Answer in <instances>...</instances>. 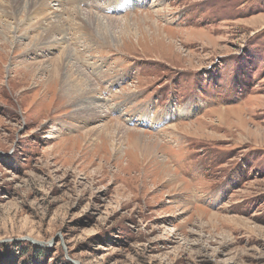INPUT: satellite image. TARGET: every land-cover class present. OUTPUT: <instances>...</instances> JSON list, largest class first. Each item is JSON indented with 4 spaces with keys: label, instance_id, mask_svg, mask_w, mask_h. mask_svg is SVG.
Listing matches in <instances>:
<instances>
[{
    "label": "rangeland",
    "instance_id": "374dc122",
    "mask_svg": "<svg viewBox=\"0 0 264 264\" xmlns=\"http://www.w3.org/2000/svg\"><path fill=\"white\" fill-rule=\"evenodd\" d=\"M123 10L65 25L103 117L47 77L61 48L0 34V264H264V0Z\"/></svg>",
    "mask_w": 264,
    "mask_h": 264
},
{
    "label": "bare ground",
    "instance_id": "6f19581e",
    "mask_svg": "<svg viewBox=\"0 0 264 264\" xmlns=\"http://www.w3.org/2000/svg\"><path fill=\"white\" fill-rule=\"evenodd\" d=\"M76 1H82L83 5L87 4L89 7L88 10H84V9L82 10L81 7H78L77 5L78 3H76ZM134 1L136 2L137 0H126V4H134L135 3ZM122 2L123 0H110V1L109 0H64V1L63 0H2V2L0 1V24L3 26L4 30L0 31V34L2 35L11 34V36L13 35L12 37L15 40L16 33L20 34L21 31H25L24 35L25 34L27 35L28 34L27 32L35 31L36 32L35 36L37 35V38L35 37L36 42L33 44V48L35 50L37 49L35 52L42 51V50L44 51L47 48L48 49L49 48H61V52L59 56L50 59L49 63L52 69H50L49 67L50 65L44 66V67L42 65L43 69L49 72V74H47L48 75L47 77H54L53 73L54 72L57 73V70H59L62 65L63 69L66 68V70H68L69 73L66 74L67 71L63 72V80L64 81L66 80V81L65 83L62 82L63 80L59 82V85L62 82V85H60L59 87V90L61 92L67 93L69 89V84L66 85V83L70 80L69 78H71L72 76L70 75L71 73L75 75V77L73 78L74 83L71 80L72 82L71 85L74 87V89L76 88V92L78 95L77 98L74 96V100H76L74 101V106H76V110L74 111V113L76 115L77 114H89V115L94 114L96 116L103 117L107 113L105 109L103 108L102 102H101V100L103 99V95L101 94V92H99V90H96L94 88L92 79L88 77L86 74H84L83 71L79 69V67H77L76 62L75 63L72 62V60H74L73 55L75 53L74 52L75 50L72 49V47L76 49V48H79L78 46L81 47V44L74 45L73 40H70L69 42H67L65 25L67 24V22L71 24H75L77 22L78 24H81V26L84 29L89 30V28L92 27V24L94 22H102L101 20H107L110 18V16L98 14L92 10H97V9L103 10L106 8L108 10H113V12L115 13H123L124 10L122 11V9L120 8ZM54 3L60 6V11L56 9L51 11L49 9L51 4L56 5ZM64 4L66 5V7L64 6ZM92 6H93V9L89 10L90 7L92 8ZM3 21L5 23H2ZM24 23H25V26H24ZM105 23L103 24L106 25ZM95 28L96 27H94L93 29ZM22 35L23 34H21V36ZM105 35H108V34H105ZM16 40H18V38ZM67 43H69L72 47L68 46ZM31 50H32V47H31ZM28 63H29L28 65L33 64V62L31 64L30 62ZM36 63L38 62L36 61ZM92 66L97 68V66L93 64ZM97 69H99V67ZM101 76L102 75L99 73L100 78ZM47 86L49 85L47 84ZM118 91L119 90H117L116 93H118ZM141 118L142 120H144V117H141ZM111 123H113L114 126L116 125V127L122 128V125L120 122H118V120H114ZM109 124L110 123L105 124L104 126H102L103 128L101 129L102 131L101 133H104L106 137L107 135L105 133V130L106 128H108ZM174 125L175 124H171L167 128L174 126ZM101 133H100L101 137L105 138V136H103V134ZM186 174L188 173L186 172Z\"/></svg>",
    "mask_w": 264,
    "mask_h": 264
},
{
    "label": "crops",
    "instance_id": "0c3cea01",
    "mask_svg": "<svg viewBox=\"0 0 264 264\" xmlns=\"http://www.w3.org/2000/svg\"><path fill=\"white\" fill-rule=\"evenodd\" d=\"M211 101H213L211 98L206 102V103H208V105H211L210 104V102ZM205 107H209V106H204V103H203V105H199L198 107H197V110H195V111H200V110H202V109H205ZM175 114H176V111H175ZM191 114H192V112H191ZM191 114H188L187 116H189V115H191ZM175 117H176V115H174ZM173 116H172V114L171 113H169L168 114V121H170V118H172ZM182 118V117H181ZM181 118H176V120H180ZM192 118V117H191ZM182 119H187V118H182Z\"/></svg>",
    "mask_w": 264,
    "mask_h": 264
}]
</instances>
